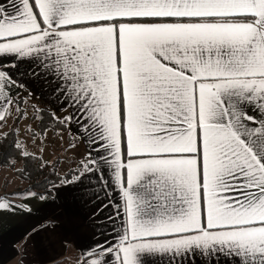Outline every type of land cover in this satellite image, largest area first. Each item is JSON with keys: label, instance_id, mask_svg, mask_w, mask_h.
I'll list each match as a JSON object with an SVG mask.
<instances>
[{"label": "snow or ice", "instance_id": "1", "mask_svg": "<svg viewBox=\"0 0 264 264\" xmlns=\"http://www.w3.org/2000/svg\"><path fill=\"white\" fill-rule=\"evenodd\" d=\"M30 80L49 86L31 115ZM13 109L84 146L54 188L117 198L76 264H264V0H0Z\"/></svg>", "mask_w": 264, "mask_h": 264}, {"label": "crops", "instance_id": "2", "mask_svg": "<svg viewBox=\"0 0 264 264\" xmlns=\"http://www.w3.org/2000/svg\"><path fill=\"white\" fill-rule=\"evenodd\" d=\"M28 87L29 92L22 91L21 96L31 115L32 105L47 106L49 86L44 80H30ZM5 116L0 121L2 134L14 124L17 110ZM32 130L39 132L36 121L21 118L17 137L26 154L40 155L45 162H50L60 153L61 174L76 169L85 149L83 145L77 149L68 147L70 133H65L63 140L51 131L46 139L39 133L33 139ZM32 193L35 195L6 198L5 202L15 207L0 209V264H76L81 248L93 242L94 233L97 237L100 233L113 235L114 225L109 216L115 211L117 198L110 203L94 177L91 183L85 180L82 185L54 188L49 194ZM95 193H99V198ZM109 195L113 194L109 192ZM25 203L27 208L22 207ZM119 223L117 218L116 226Z\"/></svg>", "mask_w": 264, "mask_h": 264}, {"label": "trees", "instance_id": "3", "mask_svg": "<svg viewBox=\"0 0 264 264\" xmlns=\"http://www.w3.org/2000/svg\"><path fill=\"white\" fill-rule=\"evenodd\" d=\"M21 118L14 122V127H12L7 134L6 138L0 142V167L9 166L14 167L16 162H21L22 167L15 170V173L20 178L27 182L25 189L19 192L20 195L24 196L29 192H37L39 194H49L53 191V183L59 184L61 179L65 177L66 174L75 171L76 169H69L64 174L59 173V164H55L53 161L45 162L40 155L28 154L31 158H25L19 154L15 147H10L14 141L19 142L17 137V127ZM20 144V143H19ZM59 160V159H58ZM43 161L47 167H43L41 164ZM55 173V174H53ZM7 198L9 196H1L0 198Z\"/></svg>", "mask_w": 264, "mask_h": 264}, {"label": "rangeland", "instance_id": "4", "mask_svg": "<svg viewBox=\"0 0 264 264\" xmlns=\"http://www.w3.org/2000/svg\"><path fill=\"white\" fill-rule=\"evenodd\" d=\"M36 124H37V122H36ZM18 126H19V124H18ZM12 127H14V124L12 125ZM17 130H18V127H17ZM38 130H39V128H38ZM38 133L39 132H37V134ZM58 159H59V161L61 163L62 159H61L60 153H58V155L55 156V158L52 161L55 162ZM19 167H22V163L21 162H16L14 167H9V166H1L0 167V197L1 196H9L7 198H14L16 194H18L23 189H25V187L27 185V182L24 179H22L19 176H17L16 173H15V170L17 168H19ZM59 173H62L60 171V169H59ZM16 198H18V197H16Z\"/></svg>", "mask_w": 264, "mask_h": 264}]
</instances>
